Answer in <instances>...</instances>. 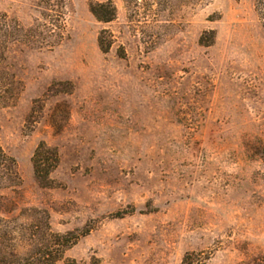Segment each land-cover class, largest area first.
Here are the masks:
<instances>
[{"label": "rangeland", "instance_id": "rangeland-1", "mask_svg": "<svg viewBox=\"0 0 264 264\" xmlns=\"http://www.w3.org/2000/svg\"><path fill=\"white\" fill-rule=\"evenodd\" d=\"M68 0L53 49L12 46L23 84L0 111V146L18 193L1 203L45 210L79 241L57 264H264V26L255 0L155 8L112 0L101 24ZM37 0H0L24 28ZM107 31L108 53L98 46ZM203 37V45L200 40ZM57 150L49 187L36 182L40 143Z\"/></svg>", "mask_w": 264, "mask_h": 264}, {"label": "trees", "instance_id": "trees-1", "mask_svg": "<svg viewBox=\"0 0 264 264\" xmlns=\"http://www.w3.org/2000/svg\"><path fill=\"white\" fill-rule=\"evenodd\" d=\"M40 19L24 28L17 21L0 13V111L12 106L23 91L22 82L11 72L7 54L15 44L37 50L53 49L63 38L64 17L68 0H37ZM136 3L139 0H135ZM155 8H174L176 4L204 6L212 0H141ZM255 12L264 26V0H255ZM88 10L96 22L110 24L116 20L117 9L112 0L90 2ZM203 45V37L200 40ZM113 45L112 36L105 30L98 36V46L108 53ZM60 163L56 149L40 143L32 157L33 175L38 184L49 187L50 175ZM22 180L16 161L0 146V191L11 189L18 193ZM0 264H57L85 234L55 233L51 229L47 211L21 208L14 214V201L1 203ZM209 255L204 252L187 253L181 264H207Z\"/></svg>", "mask_w": 264, "mask_h": 264}]
</instances>
